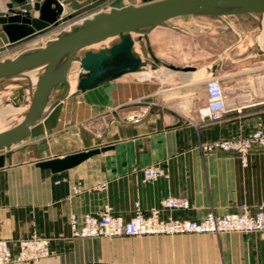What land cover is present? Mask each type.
Here are the masks:
<instances>
[{
    "label": "crops",
    "instance_id": "obj_1",
    "mask_svg": "<svg viewBox=\"0 0 264 264\" xmlns=\"http://www.w3.org/2000/svg\"><path fill=\"white\" fill-rule=\"evenodd\" d=\"M10 2L0 0L1 15ZM59 2L65 14L83 9L72 8L77 0ZM252 15L166 22L135 37L142 67L85 92L78 82L86 72L73 63L64 100L50 103L29 138L0 151V239L11 242L15 257L17 240L33 234L51 239L49 258L10 264H264L260 233L81 239L70 227L72 215H97L106 206L129 221L136 203L145 214L159 209L163 219L176 220L241 214L243 204L257 212L264 198V147H252L248 166L236 153L200 150L264 129V40ZM0 36L7 38L2 26ZM211 74L221 80L229 113L219 124L198 128ZM92 150L100 154L64 172L39 167ZM155 164L168 177L145 183L144 168ZM170 197L188 199L190 208L163 209Z\"/></svg>",
    "mask_w": 264,
    "mask_h": 264
},
{
    "label": "water",
    "instance_id": "obj_2",
    "mask_svg": "<svg viewBox=\"0 0 264 264\" xmlns=\"http://www.w3.org/2000/svg\"><path fill=\"white\" fill-rule=\"evenodd\" d=\"M31 10H16L14 4L29 6ZM8 12L0 14L10 44H16L57 26L64 13L59 0H11ZM263 14L264 0H148L140 6H127L101 12L42 47L27 50L13 59L0 62V80L44 67L32 95L24 120L0 133V151L23 142L31 136L32 128L42 121L50 105L54 90L63 85L58 101L64 100L70 88L68 74L79 61L86 72L78 82V90L85 92L100 84L133 73L144 65L134 51L135 37L143 36L166 22L185 16L230 17ZM118 38L110 47L92 50L107 40ZM18 106V105H15ZM100 150H92L63 159L41 162L39 167L60 173L72 169Z\"/></svg>",
    "mask_w": 264,
    "mask_h": 264
},
{
    "label": "built area",
    "instance_id": "obj_3",
    "mask_svg": "<svg viewBox=\"0 0 264 264\" xmlns=\"http://www.w3.org/2000/svg\"><path fill=\"white\" fill-rule=\"evenodd\" d=\"M96 15V14H95ZM94 16V15H93ZM86 20V19H84ZM208 105L200 111L198 128L205 125L219 124L229 113L226 105L225 94L221 80L211 74L206 81ZM140 122V118L134 120ZM254 145L264 147V129L259 126L245 137L232 140H218L200 145L204 153L226 152L236 153L242 159L244 166H248V156ZM167 170L159 164L151 165L143 170L145 183L157 182L167 178ZM106 184L100 186L105 190ZM163 209L188 210L190 202L186 198H167L161 202ZM243 212L217 215L209 213L203 220H176L163 219L159 209H153L145 214L139 203L135 204V215L125 221L120 216L112 213V208L106 206L104 211L97 214L72 215L70 220L71 236L73 238H141L147 236H176V235H215L240 233V234H264V198L257 205V212L252 214L249 206L241 205ZM51 239L33 234L29 238L17 240L19 252L15 257L12 252L11 242L0 239V264L13 262H33L49 258L52 255Z\"/></svg>",
    "mask_w": 264,
    "mask_h": 264
},
{
    "label": "rangeland",
    "instance_id": "obj_4",
    "mask_svg": "<svg viewBox=\"0 0 264 264\" xmlns=\"http://www.w3.org/2000/svg\"><path fill=\"white\" fill-rule=\"evenodd\" d=\"M81 3L75 4L72 8L76 9L77 7L83 6V9H80L73 14H63L62 19L58 22L57 26H52L49 29L36 34L35 36L28 38L24 41H21L16 44H10L6 37L0 36V62L5 59H13L20 55L21 53L37 48L42 47L48 44L50 41L58 38L64 32L68 30V27L71 25H75L79 23V21L87 19L95 14L101 12H110L115 9H121L127 6H140L147 2L148 0H92L93 3L88 4V0H77ZM83 1V2H82ZM8 12V8H6ZM32 13H36L31 7ZM255 16L254 22L256 23V31L258 34H261V39L264 40V15L263 14H254ZM220 20L225 21H232L236 20V16L230 17H219ZM253 18V17H252ZM242 19V17H239ZM64 28V29H63ZM259 29V30H258ZM4 85V86H3ZM7 88L6 83L0 84V112L3 111L9 105H19V106H26L30 103L29 97H27L26 90L24 88H18L13 90L11 94L4 95L8 93L9 90ZM8 90V91H7ZM27 95V96H26ZM20 116L19 115H12L3 121V126H0V129L3 127H11L14 124L18 123ZM1 123V122H0ZM6 123V124H5Z\"/></svg>",
    "mask_w": 264,
    "mask_h": 264
},
{
    "label": "bare ground",
    "instance_id": "obj_5",
    "mask_svg": "<svg viewBox=\"0 0 264 264\" xmlns=\"http://www.w3.org/2000/svg\"><path fill=\"white\" fill-rule=\"evenodd\" d=\"M63 8H64V6H63ZM91 17H93V16H91ZM91 17H89V18H91ZM84 21L85 20H81V21H79V23H77L75 25H71L70 27H68L67 31H69L73 26H77ZM118 40H119L118 38L107 40L103 44H100V45L93 47L92 50H98V49H101L104 47H110L115 42H118ZM134 51H135V47H134ZM43 70H44V67H41V68L34 69L32 71L22 73L18 76H15V77L0 80V84L6 83L7 88L9 90V92L5 93L4 95L11 94L13 90H16L18 88L19 89L24 88L26 90L27 95H28V96L27 95L26 96L29 97V100L31 102L32 95H33V93L37 87L39 78L41 77ZM33 71H35V72H33ZM195 77H197V75H195ZM61 93H62V87H59L58 89L54 90L52 95H51V98H50V103L57 101V99L61 95ZM29 106H30V103L26 106H19V105L18 106H11V105H9L8 107H6L3 111L0 112V122H1L0 126H3V121L12 115H19L20 118H19L17 124L21 123L24 120V116H25L26 112L28 111ZM50 106H51V104L49 105V108H50ZM49 108L47 109V111L49 110ZM14 125H16V124H14ZM13 126H11V127H13ZM11 127H3V129H0V133L11 128Z\"/></svg>",
    "mask_w": 264,
    "mask_h": 264
}]
</instances>
